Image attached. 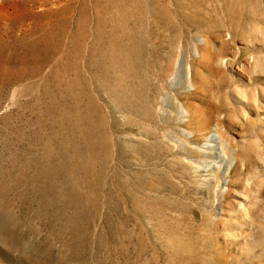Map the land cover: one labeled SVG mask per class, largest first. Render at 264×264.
Listing matches in <instances>:
<instances>
[{"label": "rangeland", "instance_id": "obj_1", "mask_svg": "<svg viewBox=\"0 0 264 264\" xmlns=\"http://www.w3.org/2000/svg\"><path fill=\"white\" fill-rule=\"evenodd\" d=\"M0 264H264V0H0Z\"/></svg>", "mask_w": 264, "mask_h": 264}]
</instances>
